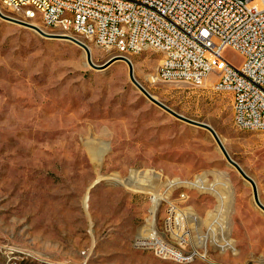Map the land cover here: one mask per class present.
<instances>
[{
    "label": "rangeland",
    "instance_id": "374dc122",
    "mask_svg": "<svg viewBox=\"0 0 264 264\" xmlns=\"http://www.w3.org/2000/svg\"><path fill=\"white\" fill-rule=\"evenodd\" d=\"M89 48L96 66L117 57ZM128 59L156 100L213 128L264 204V132L235 127L217 74L153 84L162 56ZM154 237L184 260L137 246ZM0 264H264V215L213 137L149 102L127 63L93 70L71 42L0 19Z\"/></svg>",
    "mask_w": 264,
    "mask_h": 264
},
{
    "label": "built area",
    "instance_id": "2783aa9c",
    "mask_svg": "<svg viewBox=\"0 0 264 264\" xmlns=\"http://www.w3.org/2000/svg\"><path fill=\"white\" fill-rule=\"evenodd\" d=\"M28 2L41 6L42 15L26 11ZM0 12L9 18L28 14L22 23L88 47L97 44V49L117 51V56L143 53V45H152L162 56L150 76L153 84L200 88L216 73L212 90L231 96L234 125L235 119H243L248 132H264V0H0ZM227 49L244 57L242 66L224 59ZM177 215L172 206L171 229ZM137 246L184 260L178 249L157 237Z\"/></svg>",
    "mask_w": 264,
    "mask_h": 264
},
{
    "label": "water",
    "instance_id": "95a60500",
    "mask_svg": "<svg viewBox=\"0 0 264 264\" xmlns=\"http://www.w3.org/2000/svg\"><path fill=\"white\" fill-rule=\"evenodd\" d=\"M0 19L3 20V21H5V22H9V23H13V24H18V25H21L23 27L29 28V29L33 30L34 32H36L38 35H40L41 37H43L45 39H61V40H65V41L71 42L72 44L76 45L77 47H79L80 49H82L85 52L86 59H87V63L89 65V67H91L93 70L105 71L108 68H110L113 64H115L116 62H120L121 61V62L127 63L128 66H129V78H130V81L135 86V88L137 89V91L140 92L149 102H151L152 104L156 105L157 107H159L163 111L167 112L168 114H170L171 116H173L177 120H179V121H181L183 123H186L189 126H192V127L199 128V129H202V130L207 131L213 137V139L215 140V142L218 145L221 153L223 154V156L225 157V159L227 160V162L229 163V165L233 169H235L246 182H248L251 185L254 201H255L256 205L261 210L264 211V205L261 203V201L259 199V191H258L257 185L242 170V168L236 162H234L231 159V157L227 153V151H226L223 143L221 142V139L219 138V136L217 135V133L213 130V128H211L207 124L199 123V122H195V121H192L190 119H187V118H185V117H183V116L175 113L174 111H172L171 109H169L167 106H165L164 104H162L161 102H159L158 100H156L155 97H153L146 89H144L138 83V81L135 79L134 70H133L131 61L128 58L123 57V56H117V57L109 60L108 62H106L102 66H96L93 63V61H92V57H91V53L89 51V47L86 44H84L83 42H81V41H79V40H77L75 38L52 36L50 34H47L46 32H44L43 30H41L40 28H38L36 26H33L31 24H26V23L19 22L17 20H14L12 18H9V17L3 15L1 12H0Z\"/></svg>",
    "mask_w": 264,
    "mask_h": 264
},
{
    "label": "bare ground",
    "instance_id": "6f19581e",
    "mask_svg": "<svg viewBox=\"0 0 264 264\" xmlns=\"http://www.w3.org/2000/svg\"><path fill=\"white\" fill-rule=\"evenodd\" d=\"M25 10L26 11H29L30 14L32 15H42V7L41 6H38V4L36 2H28V3H25ZM11 18L14 19V20H17L19 22H27L28 21V14H16V15H11ZM37 27V26H36ZM89 45H92L94 47L97 48V44H89ZM148 50H152L154 51V47H152V45H143V52L145 51H148ZM89 51L92 55V51L91 49L89 48ZM110 53L112 54H115V56H117V51H109ZM141 53H118V56H123V57H126L128 58L129 55H140ZM121 62V61H120ZM120 62H116V63H120ZM115 63V64H116ZM132 67L134 69V66L132 64ZM210 77V76H209ZM208 77V78H209ZM208 78L207 80L205 81V83L208 81ZM204 83V84H205ZM235 126L237 127V129L241 130V131H247V128H244L243 127V119H235ZM227 187V186H226ZM204 189V188H203ZM205 190H208L207 188ZM217 191V190H216ZM219 194V193H218ZM222 196V195H221ZM224 197V196H223ZM228 198V197H227ZM224 201V198L223 200ZM226 201V200H225ZM225 203V202H224ZM152 204H153V207H152V210H151V215H154L155 214V210L157 208V204H158V200L157 198H153L152 200ZM264 205V204H263ZM262 214L264 215V211L261 210ZM182 213V212H181ZM212 216V214H211ZM174 230V229H173ZM154 235V232H152V236ZM175 236V235H174ZM176 237H178L179 239H181L177 234H176ZM183 240V239H182ZM226 242H227V245L228 247H232V244H233V241H231L229 239V237L226 238ZM226 245V243H225ZM224 245V246H225Z\"/></svg>",
    "mask_w": 264,
    "mask_h": 264
}]
</instances>
